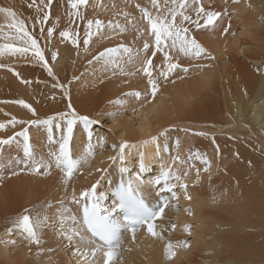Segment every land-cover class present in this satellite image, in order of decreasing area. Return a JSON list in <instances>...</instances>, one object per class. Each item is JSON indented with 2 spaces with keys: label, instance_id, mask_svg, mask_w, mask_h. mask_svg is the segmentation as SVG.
<instances>
[{
  "label": "bare ground",
  "instance_id": "6f19581e",
  "mask_svg": "<svg viewBox=\"0 0 264 264\" xmlns=\"http://www.w3.org/2000/svg\"><path fill=\"white\" fill-rule=\"evenodd\" d=\"M131 1L134 30L116 25L98 30L95 24L89 27L87 21L94 22L98 18L96 11L100 10V0H87L76 9L68 0H0V7H11L16 13L15 17L0 13L4 33L16 36L15 30L7 25L13 20L23 21L25 30L37 39L45 61L53 70V75H49L44 62L31 50L24 54L0 55V123L5 124L0 128V139L13 137L15 128L26 129L27 121L54 116L52 140L48 138V126L44 125L29 141L32 159L49 160L51 152L59 151L62 136L67 135L66 118L57 114L69 113V104L78 115L93 120L109 114L114 123L108 125L105 133L97 126L85 129L83 122L77 121L70 149L72 157L81 160V164L67 180L54 163L49 174H44L43 169L40 173L32 172L23 163H17L27 159L25 142L0 145V164L4 165L0 170V233L4 236L1 239L10 244L12 240L9 242L7 238L11 237L7 233L11 229V232H19L26 246L6 261H13L12 264H20L24 259V264H83L79 259L89 253L92 261L86 264H104L103 252L91 255L92 249L101 242L86 230L82 204L75 203L73 195L79 199L83 190L91 189L93 184L104 179L103 188L112 192L111 202L116 203L115 189L121 180L139 177L143 180L141 190L146 202L155 207L162 198L167 200V206L153 221L157 236L151 235L146 226L138 228L135 236L130 231L122 232L121 244L129 250L128 258L123 259L119 247L117 256L121 264H264V0H236L234 4L231 0L229 6L236 17H228L229 20L221 12L222 0H198L195 5L193 0H187L188 7L184 11L193 20L197 19L195 8L200 3L206 11L221 13L214 25L199 29L190 21L181 25V18L177 17V26L188 28L187 35L195 37L207 53L215 57L211 65H216L217 71H203V75H194L196 70L190 62H194L196 55L194 51L187 54L180 51L179 42L175 47L168 41L161 46L162 50L156 48L154 36L140 10L147 8L156 16L157 7L152 0ZM157 3L161 17L173 6L172 0H157ZM128 9L121 10L119 15L123 18V11ZM45 15L49 17L47 20H44ZM113 19L118 20L117 17ZM199 19L202 24L203 17ZM237 24L244 29L235 36L233 29ZM245 24L253 25L259 39L255 34L254 38L249 37L251 31L244 27ZM49 28L54 29L51 37L47 35ZM225 28H228L227 33ZM63 31H68L78 43L74 45L71 39L61 37ZM85 39L89 41L87 45ZM145 41L150 45L147 51L143 47ZM0 43L28 46L20 39L7 36L0 37ZM125 44V49L135 48L136 44L137 47L136 52H130L129 59L120 62L122 64L106 63L105 58L94 59L100 52L112 48L117 52L111 59L123 57L124 50H120L119 45ZM54 52L57 53L55 60L52 59ZM148 59H151L150 65L145 63ZM169 63L178 67L169 71ZM145 67L158 84L154 97L143 71ZM184 68L188 71H183ZM162 73H167V79ZM48 90L57 96L47 99ZM136 92L141 95L135 96ZM19 100L31 105L35 115L16 103ZM115 114L119 115L116 119ZM128 114L139 117L137 125ZM13 117L24 123H9ZM169 125L179 127L175 129L177 135L171 150L166 147L168 137L162 131ZM116 126H122L118 134L120 143L127 141L129 145H137L125 149L127 164L119 159V152L112 161L111 153L105 156L96 152L94 158L91 153L93 143L89 138L93 136L89 133L97 131L95 138L98 137L99 142L113 140ZM145 140L149 143H142ZM141 153L146 165L142 175L139 174ZM131 156H135V162L131 163ZM153 164L157 165L154 170L150 169ZM122 167L127 172L121 173ZM169 168L181 177L179 181L174 176L168 180L169 186L175 185L172 189L175 198L172 192L161 191L164 181L156 186L151 183ZM185 184L187 188L182 186ZM189 203L192 219L198 222L201 231H208V236L205 244H191L185 248L182 232L188 222L189 215L185 214ZM102 205L105 208L103 202ZM24 214L34 223L43 221L36 227L38 244L30 242L27 233L15 226L18 217ZM171 225H175L174 230ZM76 231L80 236L73 235ZM169 242L174 245L175 255L171 258L175 260H169L166 254ZM37 248L42 251V261L33 259Z\"/></svg>",
  "mask_w": 264,
  "mask_h": 264
},
{
  "label": "snow or ice",
  "instance_id": "6c2138e0",
  "mask_svg": "<svg viewBox=\"0 0 264 264\" xmlns=\"http://www.w3.org/2000/svg\"><path fill=\"white\" fill-rule=\"evenodd\" d=\"M69 4L73 9H76L78 5H83L87 3V0H68ZM154 6L157 7L158 14L153 16L147 8H140L141 12L144 15V18L148 22V27L152 35L155 39V46L158 50H162L161 46L166 44L168 41H171V46L175 47L177 42L180 43V51L184 53H190L194 51L196 56H200L201 54H205L209 58L211 57L210 53H207V50L195 39V37H189L187 35L189 29L177 26V17L181 18V25L185 21H190L196 28L201 27H209L215 24L217 18L220 17L221 13L217 11H206L203 4L200 3L198 7L195 8L197 19L193 20L190 15L185 13V9L188 7L187 0H172V7L167 9V15L161 17L159 14V5L157 0H152ZM198 0H193V5L197 4ZM139 8L140 5L138 4ZM0 13L5 14L7 17H15L16 13L13 11L11 7H0ZM78 14V13H77ZM127 15V14H125ZM170 17V19H169ZM200 17H203V23L200 22ZM49 17L45 15L44 20H47ZM88 26L91 27L93 23H95L96 28L99 30L103 27V22L99 19L88 20ZM9 29H14L16 32V36H11L10 34L4 33V25H0V37L7 36L9 39H20L28 45L26 47H17L12 43H0V55H4L5 53L15 55L17 53L24 54L29 50L32 51L33 55L41 62H44V67L47 68L49 75H53V70L48 66L45 61V56L38 45V41L32 35H30L24 27L23 21H15L7 25ZM53 28H49L47 30L48 37L53 35ZM228 28L224 29V32L227 33ZM61 37L71 39L72 43L75 45L78 43L77 39L74 38L68 31H63L60 33ZM89 43L88 39L84 40V44L87 45ZM144 50L147 51L150 48V45L147 41L144 43ZM125 51H131L130 49H125ZM117 52V49H105L103 52L99 53L98 57L95 58H105L106 63L114 62L112 61V56ZM155 52L152 53L155 56ZM165 59L168 58V53L165 52ZM57 57V53L52 54V59L55 60ZM145 63L151 64V59H148ZM178 67L177 64L169 63L168 70L172 71ZM145 74L148 76V84L150 85L151 94L154 97L158 91V84L156 80L152 78V74L147 67L143 69ZM183 71L187 72L188 69L184 68ZM162 75L167 79V73H162ZM62 87V86H61ZM65 95L67 92L65 91ZM135 96L139 97L141 95L140 92L134 93ZM16 103L28 108L33 115H35V109L31 107V105L26 104L23 100L16 101ZM70 112L69 113H60L59 115L62 119L66 118L67 123V135L62 136V142L59 144L58 152H51L49 160H35L32 159L33 153L31 151V145L29 144V136L27 129H24L22 132L18 133V135L24 137V156L27 158L23 161H17V163H23L26 168H29L30 171L40 173L41 169L44 170V174H49L53 163L55 167L61 172L64 173V179H70L73 175V172L80 166L81 160L74 159L71 154L70 149V141L72 139L73 127L77 123V121L83 122L85 129H88L90 125L93 123H98V121H93L88 116L78 115L74 109H72L71 104L68 105ZM56 119L54 116H49L43 120L36 119L27 121L29 125H47L49 140H52V122ZM11 124L15 123H24V121H17L15 117L9 121ZM5 124L0 123V128H4ZM57 128L60 127L59 124L56 125ZM91 135V133H89ZM153 141L156 140V137L151 138ZM13 140V137H9L8 139H0V145L10 144ZM142 143H149L148 140L142 141ZM177 141V145H178ZM137 145L132 144L129 145L127 141H122L119 145V159L124 161V150L128 147L135 148ZM159 152V149H158ZM197 155H199L197 153ZM29 159H31V164H29ZM110 159H115V157H110ZM178 159V157L176 158ZM205 163L208 161L205 158ZM4 167L3 164H0V170ZM146 167L144 163V154H140V168L143 170ZM163 167V166H162ZM121 173L127 172L126 168L120 169ZM187 175V173H185ZM170 176H174L176 180H180L181 177L179 175H175L172 170L169 168L162 172V174L151 183L154 185H161V182L164 181L165 186L161 188V191L172 192V196L175 198L176 193L172 191L175 185H168V180ZM98 181L96 184H93L91 189H85L80 193L79 199L73 195V201L77 204H82V213H83V224L86 226L88 232L91 233L93 238H98L101 242L96 247L92 249L91 255L95 256L97 252H103L105 257L104 264H110L118 254V249L120 247L122 241V232L130 231L135 236V233L138 228L142 226L147 227V231L153 235L157 236L158 233L154 230L153 221L161 216L164 212V207L167 206V200L162 199L161 202L153 207L144 198L141 190V185L143 184V180L137 177L135 180L124 181L121 180L119 186L115 189V196L117 197V202L113 205V207L109 210L103 207L102 201L105 196L103 193L97 195L96 188L98 185ZM184 188H187V185H182ZM190 199V197H187ZM27 211V210H26ZM46 220V217L44 218ZM43 223L42 220H37L35 223L32 221V218L27 215H21L18 217L16 222V227L23 229L24 232L27 233V237L30 242L39 243V238L37 236L36 227ZM175 227V225H173ZM11 231V229H9ZM74 236H80L78 231L73 233ZM83 239V236H81ZM184 246H187L185 243ZM174 245L169 242L166 245L165 251L169 258L175 255L173 251ZM87 257L89 253H84Z\"/></svg>",
  "mask_w": 264,
  "mask_h": 264
},
{
  "label": "rangeland",
  "instance_id": "374dc122",
  "mask_svg": "<svg viewBox=\"0 0 264 264\" xmlns=\"http://www.w3.org/2000/svg\"><path fill=\"white\" fill-rule=\"evenodd\" d=\"M111 1V0H110ZM230 1L231 0H227V2L226 3H224V0H222V8H221V12H222V14L225 16V18L227 17V19L229 20V18H232V19H234L235 17H236V14H233V12H232V7H230L229 5L231 4L230 3ZM105 3V6H104V3ZM121 2L123 3V4H121ZM131 0H114L113 2L111 1V2H108L107 0H100V3H101V6H100V8H98V9H100L99 10V12H97L96 11V13H98V14H96L97 16H98V18H94L95 20H97V19H99V20H101L102 22H103V27L102 28H108L109 26L111 27V26H114V25H116L117 26V28H126V29H128V30H134V27L132 26L133 25V23H134V21L133 20H131L132 19V17H131V15H132V11H131V7H133V5L131 6ZM236 2V0H232V3L234 4ZM130 3V4H129ZM111 5H113L112 7H111ZM106 6H108V7H106ZM121 6V7H120ZM101 8H102V10H101ZM126 8H129L128 10H126V11H123V14L125 13V14H127V15H124V17L122 18V15H119L120 14V12H122L121 10H124V9H126ZM97 10V9H96ZM107 14V15H106ZM95 16V15H94ZM96 16V17H97ZM105 16V17H104ZM113 17H117L118 18V20H115V19H113ZM229 17V18H228ZM110 21V22H109ZM122 21H123V23H122ZM109 22V23H108ZM95 23H93V25H94ZM108 26H107V25ZM112 24V25H111ZM106 25V26H105ZM96 26V25H95ZM77 27V26H76ZM132 27V28H131ZM244 27L246 28H248V29H250V31H251V33H249V32H247V34L249 35V37H252V38H257V39H259V37H256V35H258L259 33H258V31L257 30H254L255 28L253 27V25H250V24H245L244 25ZM251 27V28H250ZM252 27L254 28V29H252ZM96 28V27H95ZM97 29V28H96ZM244 28L242 27V25L241 24H237L236 26H235V28L233 29V34L236 36L237 34H239L240 32H242V30H243ZM255 32V33H253V32ZM246 33V32H245ZM258 33V34H257ZM251 34V35H250ZM254 34H255V36H254ZM254 36V37H253ZM252 38H250V39H252ZM137 45V44H136ZM134 46L135 48H133V47H129L128 49H130L131 51H125V48L127 47V45L125 44V45H119V46H121V48H120V50H124V52L122 51V56L123 57H120V58H117V59H115V58H113L112 59V61H116V62H113V63H120L121 61H126L127 59H129V56L131 55V54H133L132 52H136L135 51V49H136V47L137 46ZM129 46V45H128ZM130 46H132V45H130ZM131 48H133V49H131ZM130 52H131V54H130ZM130 54V55H129ZM204 55L205 54H201L200 56H196L195 57V59H194V62H190V65L192 66V67H194V70H196L195 71V73H194V75H198V74H200L201 75V73H202V75L205 73H203V71H207V70H214L215 72L217 71V66L215 65V66H212L211 64H213L214 63V61L213 62H211L212 60H213V58H210L209 59V57H204ZM212 56V55H211ZM217 56L218 57H220V54H217ZM214 57V56H213ZM218 57H216V58H218ZM215 58V57H214ZM218 60H220V58H218ZM209 62V63H208ZM111 63V62H110ZM120 64H122V63H120ZM119 64V65H120ZM195 64V65H194ZM197 68H196V67ZM192 67H191V69H192ZM198 70V71H197ZM200 71V72H199ZM208 72V71H207ZM124 74L122 73V75H121V77L123 76ZM47 92V99L48 98H50V97H52V96H57L54 92H52V90H48V91H46ZM53 94V95H52ZM99 95H102V93L101 94H99ZM99 98H101V96H99ZM137 111V110H136ZM135 111V112H136ZM134 113V112H133ZM117 115L118 114H115V118L114 119H116L117 118ZM121 115V114H120ZM129 116H133V123H134V125H137V123H138V121H139V117L137 116H135L134 117V115L132 114H128ZM111 116V117H110ZM109 116V114L107 115H103V118L101 117V118H96V119H93V121H98V123H93L92 125H90L91 127H100V128H102V129H100V130H103L105 133H107V129H108V125L110 124V123H112L113 125H114V123H113V121L111 120V118L113 119V116L112 115H110ZM119 116V115H118ZM135 118V119H134ZM40 126V127H39ZM43 126L44 125H28V127H26V129H27V132H29L28 133V136H29V141L30 140H32V137H33V133H36L37 131L39 132L42 128H43ZM172 125H169V126H167V129H165V130H167V131H165V130H162L161 132L164 134V135H167V143H166V147H167V149H169V150H171V147L174 145V138H175V136L177 135V131H175V129L177 128V130L179 129V127H177V126H175V125H173L175 128H173V126L171 127ZM107 127V128H106ZM120 127V128H119ZM116 126L115 127V131H116V135H115V137H114V139L113 140H104V142H99V139H98V137H97V139L95 138L96 137V135L95 134H97V131H94V133L92 132L91 133V135H90V137L91 136H93V138H91V140H90V138H89V141L90 142H92L93 144H92V146H93V148H92V151H91V153H92V155H93V158L94 157H97L96 155H97V153L96 152H98L99 153V155H105V156H107V155H109L110 153L111 154H113L112 155V157H117V153L120 151L119 150V145H120V142L118 141L119 139H118V134L120 133V132H122V126ZM24 130V129H23ZM23 130H20V129H17V128H15L14 129V132H13V134H15V136L12 134V136H13V140H12V142H24L23 140H24V137L23 136H20V135H18V133H20V132H22ZM19 131V132H18ZM99 132V131H98ZM160 132V133H161ZM161 133V134H162ZM166 133V134H165ZM18 136V137H17ZM31 137V138H30ZM20 138H22V139H20ZM143 138H145V137H143ZM34 141H35V139H33ZM138 139H136V140H133L132 141V143H134V141H137ZM97 141V142H96ZM106 141V142H105ZM103 143V144H102ZM101 145V146H100ZM115 149H117V151L115 150ZM115 151V152H114ZM124 154H125V150H124ZM92 158V159H93ZM135 158V156H131V163L132 162H135L136 161V159H134ZM113 159H110V161H112ZM124 161H125V164H127V160L126 159H124ZM124 161H123V163H124ZM99 162H101V160H99ZM128 163H130V162H128ZM136 163H134V164H132L133 165V167L135 166L136 167V165H135ZM156 164H153V165H151V167H150V169H155L156 168ZM151 171V170H150ZM139 174H143V171L141 170V169H139ZM152 174V173H151ZM100 183H98V185H97V188H96V193H97V195H99L100 193H102V192H106V194L104 195L105 196V198H104V200L102 201L103 202V204L105 205V208L106 209H109L110 210V208H111V206L109 205V202H111V196H110V194L112 193V192H110L109 190L107 191V190H105V187L103 188V183H104V179H101L100 181H99ZM101 185V186H100ZM154 185V184H153ZM154 186H156V185H154ZM160 199V201L162 200V198H159ZM189 205V206H188ZM187 205V208H188V213H189V211H191L192 209V205H191V203H189ZM191 205V206H190ZM178 206V208L179 209H181V205L180 204H178L177 205ZM185 214L186 216L187 215H189L187 218H188V222H185V224H186V226H185V224H184V229H183V232H182V237L184 238V240H183V242H182V244H183V246L185 245V243L187 244V246H190L191 244H196V245H198V246H201V245H203V244H205L206 243V241H207V236H208V231H205V230H202L201 231V227H200V225L198 224V222H196V220L195 219H192V216L190 215L191 214V212L189 213V214ZM186 218V217H185ZM191 220V221H190ZM193 220V221H192ZM189 223V224H188ZM188 224V225H187ZM53 225L55 226L56 225V222L55 223H53ZM186 227H187V229H186ZM198 227V228H197ZM53 228H55V227H53ZM174 228L175 227H173V225H171V230H174ZM56 229V228H55ZM184 231H186L187 232V234H186V232H184ZM1 232V231H0ZM202 233V234H201ZM7 234H9V236L11 237V239L10 238H7V239H9V242H10V240H12V242H10V244L8 243V240L7 241H2V239H1V237L3 236V234L2 233H0V243L2 244V247H0L1 249H0V264H12V262H9L8 263V261H6V258H8L9 256H13L14 254H15V252H17V251H23L25 248H26V246H24V244H22L23 243V240L20 238V236H19V232H15V231H9ZM136 235V234H135ZM196 235V236H195ZM8 236V237H9ZM4 237V236H3ZM14 237V238H13ZM198 237V238H197ZM197 239H199V241H196ZM14 241V242H13ZM205 241V242H204ZM62 242V241H61ZM198 242V243H197ZM5 243H6V245H5ZM201 243V244H200ZM0 244V245H1ZM63 245L65 244V241L62 243ZM62 245V246H63ZM187 246H184L185 248L187 247ZM8 247V248H7ZM120 256L124 259H126V258H128V248L126 247V246H124V245H122V244H120ZM14 248H15V250H14ZM23 248V249H22ZM71 248V247H70ZM5 249V251L3 252H1V250H4ZM19 249V250H18ZM20 249H22V250H20ZM67 249V247H65L64 248V250H66ZM181 248H179V246L177 247V250H180ZM71 250V249H70ZM73 250H75V248H74V246H73ZM119 250V249H118ZM8 251V252H7ZM41 255H42V251L39 249V248H37L36 249V258L34 257L33 259L34 260H39V261H42V259H41ZM177 255H179V258H180V254H177ZM17 256V255H16ZM13 257H15V255L13 256ZM12 257V258H13ZM18 257V256H17ZM26 258V257H25ZM13 260V259H12ZM16 260V259H15ZM14 260V261H15ZM79 260H81L82 262H83V264H86V263H88V262H90L91 263V261H92V258H91V256H89L88 257V255H87V257L85 256L84 258H80ZM169 260H175V259H172V258H169ZM17 261V260H16ZM24 262H25V259H24V261H22V262H20V264L22 263V264H24ZM14 264V263H13ZM110 264H121V259L119 260V257L118 256H116L111 262H110Z\"/></svg>",
  "mask_w": 264,
  "mask_h": 264
}]
</instances>
